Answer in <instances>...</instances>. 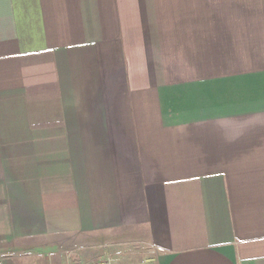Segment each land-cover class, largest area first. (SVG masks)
<instances>
[{"label": "crops", "instance_id": "1", "mask_svg": "<svg viewBox=\"0 0 264 264\" xmlns=\"http://www.w3.org/2000/svg\"><path fill=\"white\" fill-rule=\"evenodd\" d=\"M3 264H264V0H0Z\"/></svg>", "mask_w": 264, "mask_h": 264}, {"label": "built area", "instance_id": "2", "mask_svg": "<svg viewBox=\"0 0 264 264\" xmlns=\"http://www.w3.org/2000/svg\"><path fill=\"white\" fill-rule=\"evenodd\" d=\"M0 264H3V260H0Z\"/></svg>", "mask_w": 264, "mask_h": 264}]
</instances>
